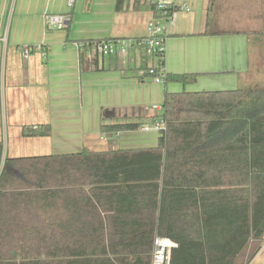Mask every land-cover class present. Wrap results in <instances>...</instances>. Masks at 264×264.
I'll return each instance as SVG.
<instances>
[{
	"label": "trees",
	"instance_id": "16d2710c",
	"mask_svg": "<svg viewBox=\"0 0 264 264\" xmlns=\"http://www.w3.org/2000/svg\"><path fill=\"white\" fill-rule=\"evenodd\" d=\"M217 3L204 35L222 34ZM129 7L118 0L116 11ZM198 77L167 74L184 90L165 92L154 148L15 157L0 142V264H152L157 236L178 245L170 264H251L264 245V86L187 91ZM51 135L49 123L22 129L27 139ZM64 209L96 215L78 226Z\"/></svg>",
	"mask_w": 264,
	"mask_h": 264
},
{
	"label": "crops",
	"instance_id": "0c3cea01",
	"mask_svg": "<svg viewBox=\"0 0 264 264\" xmlns=\"http://www.w3.org/2000/svg\"><path fill=\"white\" fill-rule=\"evenodd\" d=\"M68 1L0 0V142L20 143L24 126L49 123L51 137L26 140L48 146L50 155L157 147L161 132L153 125L163 114L165 92L184 88L156 83L147 71L159 61L139 48L126 57H94L82 47L91 40L146 36L151 7L117 12L118 0H75L73 7ZM178 2L188 3L191 11L175 14L170 26L163 66L167 74H198L197 82L185 88L189 92L235 90L264 79V0L239 3L235 9L232 4L227 13L229 8L222 6L214 22L222 34L211 36L204 35L209 0L205 6L197 0ZM46 14H72L69 28L48 30ZM25 46L43 51H33L26 60L21 54ZM89 58L96 60V70ZM124 122L142 126L101 132L103 124ZM62 215L70 224L79 216L76 225L84 226L96 213L64 209Z\"/></svg>",
	"mask_w": 264,
	"mask_h": 264
},
{
	"label": "built area",
	"instance_id": "2783aa9c",
	"mask_svg": "<svg viewBox=\"0 0 264 264\" xmlns=\"http://www.w3.org/2000/svg\"><path fill=\"white\" fill-rule=\"evenodd\" d=\"M134 7L141 2V7L149 5L153 11V18L148 24L146 36L139 39H105L87 43L88 49L95 57H126L134 48H139L145 56L157 59L159 63L152 66L147 71L156 83L166 82L167 73L164 70L162 61L165 56L166 40L170 34V26L174 16L180 12H190L191 7L188 3H179L178 0H125ZM75 0H69V7H73ZM45 23L48 30L62 31L68 28L71 23L70 14H46ZM84 44L82 45V47ZM33 51H43L41 46H25L21 49L24 59H29ZM43 56L46 54L43 52ZM161 111L162 107H153ZM153 128L157 131L166 130L165 121L161 116L156 119ZM144 130H149L150 126H144ZM178 245L169 238L157 236L154 241L152 264H170L171 253Z\"/></svg>",
	"mask_w": 264,
	"mask_h": 264
},
{
	"label": "rangeland",
	"instance_id": "374dc122",
	"mask_svg": "<svg viewBox=\"0 0 264 264\" xmlns=\"http://www.w3.org/2000/svg\"><path fill=\"white\" fill-rule=\"evenodd\" d=\"M181 2L186 0H179ZM188 1V0H187ZM208 0H197V3L199 5H206ZM249 3H252L253 0H218L217 3V12L220 13L222 6L228 7L234 4V8L238 6L239 3L244 5H248ZM149 5H146L144 8H148ZM150 7V6H149ZM226 8V13L231 10ZM145 10V9H144ZM223 10V9H222ZM221 17V15L219 16ZM257 84L259 86H264V79L258 80ZM27 138H25V141H21L20 143L15 142L11 144V146L7 145V141H4V149H5V155L8 153L10 155H17V156H31V155H48L49 152H47L48 146H38L33 143V141H27ZM254 264H264V247H263V253L257 258V260L254 262Z\"/></svg>",
	"mask_w": 264,
	"mask_h": 264
}]
</instances>
